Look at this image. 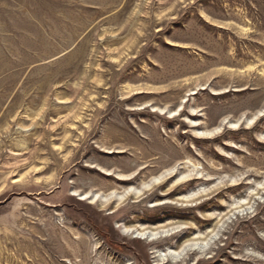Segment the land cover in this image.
<instances>
[{
	"label": "rangeland",
	"instance_id": "374dc122",
	"mask_svg": "<svg viewBox=\"0 0 264 264\" xmlns=\"http://www.w3.org/2000/svg\"><path fill=\"white\" fill-rule=\"evenodd\" d=\"M0 264H264V0H0Z\"/></svg>",
	"mask_w": 264,
	"mask_h": 264
},
{
	"label": "bare ground",
	"instance_id": "6f19581e",
	"mask_svg": "<svg viewBox=\"0 0 264 264\" xmlns=\"http://www.w3.org/2000/svg\"><path fill=\"white\" fill-rule=\"evenodd\" d=\"M161 112H162V110L161 109H159ZM158 110V111H159ZM176 115V114H175ZM247 125H248V127H247V129L249 128V127H252V126H254L255 125V123L256 122H254V120L253 119H250V120H247ZM231 125L233 126V127H231L230 129L231 130H233V129H235L236 127L238 128V126H237V123H231ZM198 133H200V132H198ZM201 134H203L202 136V139H209L212 135H215V133L214 132H201ZM194 167H195V165H193ZM195 169H197V165H196V167H195ZM174 170V169H173ZM174 173V172H173ZM198 173H201V172H199L198 171ZM170 174H172V173H170ZM165 177L164 176H161V177H158V178H155V180H154V182L152 183V184H147L146 186H145V189L147 190V191H150V190H152L153 189V187L152 186H155V184H160V181L162 180V179H164ZM191 180V175L189 174V173H187V174H183L182 176H180V177H178V180H177V182L179 183V184H181V183H187V182H189ZM208 191L206 190V189H203V190H200V191H198V192H195V193H193V194H191V195H184L183 196V198H186V199H189V198H194L195 196H199V195H201V194H204V195H206L205 193H207ZM142 193V191H139V190H137V189H129V190H127L124 194H122L121 196L118 194V193H112L108 198L107 197H105V196H103V195H100V194H98V193H90V192H87V193H80V194H78V192H76V191H74V193H73V195H78L79 196V199L80 200H90V203H95V202H97V201H104V200H109V199H113V198H115V200L116 201H123V200H126V198L129 196V195H135V196H137L138 197V195H140ZM106 198V199H105ZM236 204H238V203H236ZM240 204V203H239ZM241 205V204H240ZM237 208V207H236ZM240 208V207H239ZM223 219H224V217L223 216H220V214L218 215L217 213H215V212H210V213H208V214H206L205 215V220H207V221H209V220H217L219 223L222 221L223 222ZM218 225H220V224H217V225H215L214 227H212V225L210 224H208V226L206 227L207 228V234L205 235V234H203V235H200L199 237H196V238H198V240L197 241H193L191 244H188L187 246H185L184 248H183V250L181 251V252H177L176 250H174V249H172V248H167L166 249V251H167V253H168V255H165V254H163L164 255V258L163 257H161V255L160 254H157V256H158V258H159V260H161V259H165V258H167L168 256H170L171 258H173L174 260H178V259H180L184 254H186V252L188 251V250H198V251H200V252H205L207 249H209L210 248V245H211V243H212V241L214 240V238H215V236L217 235V233H219L220 231H221V229H222V226L220 225V226H218ZM137 232H139V236L140 237H146V236H148L149 237V240L151 239V240H155V239H158V238H162V237H164L165 235H164V231H163V234H161V232H157V233H155V232H153V231H147L146 229H140L139 231H137ZM166 237V236H165ZM68 243V242H67ZM62 250V249H61ZM64 251V250H63ZM65 252V251H64ZM159 252V251H158ZM165 253V252H164ZM63 261V260H62Z\"/></svg>",
	"mask_w": 264,
	"mask_h": 264
}]
</instances>
